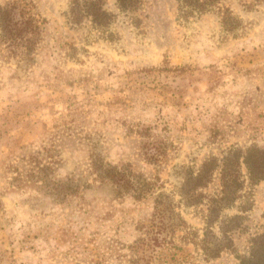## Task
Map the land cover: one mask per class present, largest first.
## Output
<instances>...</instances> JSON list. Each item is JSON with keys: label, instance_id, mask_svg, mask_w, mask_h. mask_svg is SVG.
<instances>
[{"label": "rangeland", "instance_id": "obj_1", "mask_svg": "<svg viewBox=\"0 0 264 264\" xmlns=\"http://www.w3.org/2000/svg\"><path fill=\"white\" fill-rule=\"evenodd\" d=\"M36 1L48 20L38 64L0 62V264H132L151 254L150 264H240L264 232V180L250 186L243 167L253 206L232 233L236 251L206 259L193 241L203 209L180 205L189 228L174 231L177 215L152 219L150 197H115L92 162L158 175L177 202L206 157L264 147V0H224L244 21L237 37L218 9L185 22L177 0H144L137 24L109 0L111 40L72 27L70 0ZM69 179L76 193L56 199ZM219 188L215 176L207 191ZM151 228L166 245L140 256L132 245Z\"/></svg>", "mask_w": 264, "mask_h": 264}, {"label": "trees", "instance_id": "obj_2", "mask_svg": "<svg viewBox=\"0 0 264 264\" xmlns=\"http://www.w3.org/2000/svg\"><path fill=\"white\" fill-rule=\"evenodd\" d=\"M177 2L179 20L191 22L207 12L218 9L222 13L221 22L226 35L237 37L238 31L243 28V19L236 15L230 6H226L224 0H177ZM143 3L144 0H115L117 9L129 15L137 24L141 19L136 14L141 10ZM108 4L109 0H70L66 17L72 27L89 24L92 30L111 40L114 37L111 27L116 23L118 14L112 11ZM47 24L48 20L40 11L36 0H5L0 4V62L8 64L7 69H10L12 66L9 64L15 61L17 68L23 70L38 64ZM144 150L146 158L154 160V154H149L148 146H144ZM31 156L35 157L36 154ZM126 164L120 167L94 158L92 173L96 180L112 186L115 197L130 196L136 200L150 197L154 204L151 217L149 216L152 219L168 213L177 215L180 224L174 227V231L176 228L182 230L189 228L180 212H176L180 205L203 209L206 223L204 233L199 237L198 232H195L193 241L203 249L206 259L216 258L224 250L236 251L232 233L243 228L245 219L243 212L253 206L250 192L247 190L246 174L250 186L264 180V147L258 144H252L245 149L232 147L221 156L206 157L197 171L190 169L186 172L179 190L181 197L177 202L173 194H167L164 190L160 176L148 177L143 172L135 171L130 163ZM215 176L219 177L220 188L218 192L211 193L207 188ZM71 180L65 181L61 190L56 189L54 192L56 199L65 200L68 195L76 193L79 186L73 184ZM236 205L238 213L234 215L224 213L226 209ZM144 233L145 236L139 237L132 245L138 255H146L147 252L143 251H147V248L153 253L166 245V238H161V232L155 228L146 229ZM141 258L138 256L132 258V264H150L154 254L146 258L144 263L141 262ZM238 258L240 264H264V232L256 235L251 241L249 252Z\"/></svg>", "mask_w": 264, "mask_h": 264}]
</instances>
